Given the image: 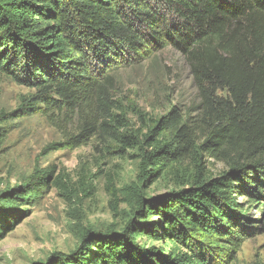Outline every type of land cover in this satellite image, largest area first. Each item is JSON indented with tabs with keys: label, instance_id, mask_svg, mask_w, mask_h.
<instances>
[{
	"label": "trees",
	"instance_id": "trees-1",
	"mask_svg": "<svg viewBox=\"0 0 264 264\" xmlns=\"http://www.w3.org/2000/svg\"><path fill=\"white\" fill-rule=\"evenodd\" d=\"M167 47L184 58L194 101L149 128L137 181L109 188L113 215L119 203L128 209L122 229L87 231L74 254L47 264H216L234 256L252 229L236 195L264 211V0H0V77L35 90L1 113L0 125L40 111L72 148L97 136L122 150L141 145L115 113L112 72ZM203 157L227 170L209 176ZM185 161L192 176L179 190L143 196L147 182L177 175ZM45 179L35 170L0 190V240Z\"/></svg>",
	"mask_w": 264,
	"mask_h": 264
},
{
	"label": "rangeland",
	"instance_id": "rangeland-1",
	"mask_svg": "<svg viewBox=\"0 0 264 264\" xmlns=\"http://www.w3.org/2000/svg\"><path fill=\"white\" fill-rule=\"evenodd\" d=\"M112 75L115 113H124L128 130L141 140L137 148L122 150L98 136L72 148L40 111L0 125V190L25 184L35 170L47 175L36 196L18 206L17 221L0 240V264H47L60 255L74 254L87 231L105 232L112 224L120 231L127 221L124 203H119V211L113 215L109 188L120 190L137 181L143 137L173 108L183 113L194 101L195 89L184 58L171 47L141 64L114 70ZM34 94L33 89L0 77V114L13 113ZM202 164L213 178L227 170L213 158L203 157ZM177 172L147 182L141 189L143 196L179 190V183L192 176L189 161ZM235 198L252 229L231 259L216 264H264V211L260 203L247 208L244 197ZM139 242L162 249L170 246L169 242L153 243L145 238Z\"/></svg>",
	"mask_w": 264,
	"mask_h": 264
}]
</instances>
